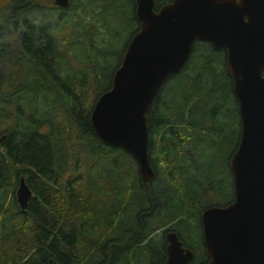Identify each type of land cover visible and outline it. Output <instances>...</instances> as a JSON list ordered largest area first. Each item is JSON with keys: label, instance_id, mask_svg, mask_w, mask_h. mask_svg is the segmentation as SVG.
Here are the masks:
<instances>
[{"label": "trees", "instance_id": "trees-1", "mask_svg": "<svg viewBox=\"0 0 264 264\" xmlns=\"http://www.w3.org/2000/svg\"><path fill=\"white\" fill-rule=\"evenodd\" d=\"M16 1L0 0L3 17L22 7ZM111 1L72 0L66 9L46 11L62 17L77 2L75 9L93 14L103 4L110 16ZM171 1L154 0V10ZM30 4L36 6L31 13L44 7ZM117 4L133 36L139 30L136 1ZM24 24L20 47L13 51L7 50L8 30L0 24V264H165L166 242L156 232L167 226L193 252L192 264H205L200 214L233 200L229 161L240 138L224 55L195 42L184 68L160 89L146 114L148 157L156 177L143 184L134 159L98 140L91 126L87 106L110 88L113 74L105 70L75 87L68 79L75 71H67L51 28ZM62 78L68 81L57 85ZM66 85L75 87L83 102L72 105ZM225 98L236 124L233 150L234 124L224 119ZM192 132L205 138L197 140ZM214 143L219 147L210 153ZM209 156L217 160L216 169L207 167ZM20 176L33 193L23 212L14 199ZM147 205L158 207L145 213Z\"/></svg>", "mask_w": 264, "mask_h": 264}, {"label": "water", "instance_id": "water-1", "mask_svg": "<svg viewBox=\"0 0 264 264\" xmlns=\"http://www.w3.org/2000/svg\"><path fill=\"white\" fill-rule=\"evenodd\" d=\"M70 1L54 5L65 9ZM135 1L139 30L110 88L91 109L94 134L131 156L142 183H150L155 178L148 157L150 106L166 80L184 68L195 42L226 50L240 138L229 161L233 201L200 214L205 264H264V0H172L157 11L154 0ZM32 197L20 176L15 202L22 212ZM164 240L165 264H191L194 255L176 232L166 231Z\"/></svg>", "mask_w": 264, "mask_h": 264}, {"label": "rangeland", "instance_id": "rangeland-1", "mask_svg": "<svg viewBox=\"0 0 264 264\" xmlns=\"http://www.w3.org/2000/svg\"><path fill=\"white\" fill-rule=\"evenodd\" d=\"M16 2H19L22 7L19 9L12 7L8 10L4 17L0 12V24H3L4 28L8 30L4 31L3 37V41L6 44L7 50L13 51L20 47L21 33L24 30V26L26 25L24 22L30 23L33 25V27L38 29L44 26L50 27L52 42L54 46H56V49L59 50L60 48L59 51L61 57H64L63 62L66 63L64 65L66 66L67 71L68 69L75 71V73L72 75V77H74L68 78L73 79V81L77 83L75 87L80 84H86L87 82L90 83L88 79L91 75L100 77L102 72L107 73L105 70H108V73L113 74L120 62L119 59L123 54L124 48L126 47L125 45H127L126 43L132 36L131 26L128 27V25H126L123 21V18L125 17V10L124 8L119 7L117 0H112L108 4L110 16H107L103 4L95 7L93 14L90 11L84 12L81 10V8L75 9L78 7L77 1L72 6L71 10L67 14L65 13V15L62 17L60 14L56 15L46 11L47 8H54V0H18ZM30 3H36L38 5L44 6L45 8H41V12L39 13H35V11L31 13L30 11H32V9L36 6L31 5ZM85 3L86 1H84V4ZM12 6L19 7L18 5L14 4ZM8 17L14 18L12 21L14 23L8 24ZM15 28L16 30H13ZM100 48H103L105 55L101 54L99 50ZM68 79L62 78L57 80L56 83L58 85V81L63 83L64 80L68 81ZM65 87L66 98L71 102L72 105L74 100H77L78 102L82 100L81 98L79 100L74 89L75 87L71 88L68 85ZM98 95H96L93 99L94 101L87 106L89 109H92L94 103L99 97ZM223 101L225 102V108L223 110L226 116L224 119L228 120V124H234V131L231 132L233 141L231 148L233 150L236 146V143L238 142L235 129L236 124L233 121L232 116L233 109H230V100L228 98L223 99ZM80 102H83V100ZM218 128L221 129V126H218ZM191 136L200 141L205 138V136H202L198 132H192ZM218 147L219 145L215 143L212 144V146L209 148L210 153H215ZM212 158V156L208 157L207 167L216 169L218 167V162L217 160L213 161ZM158 166H160L161 176H165V164L160 162L158 163ZM165 179H167V176H165ZM210 199L213 200L214 197L211 196ZM154 208L147 205V208H145V213L152 211ZM155 213L156 211L147 213L146 216L151 218ZM168 229V226L162 228L158 230L156 234L162 235V232Z\"/></svg>", "mask_w": 264, "mask_h": 264}, {"label": "flooded vegetation", "instance_id": "flooded-vegetation-1", "mask_svg": "<svg viewBox=\"0 0 264 264\" xmlns=\"http://www.w3.org/2000/svg\"><path fill=\"white\" fill-rule=\"evenodd\" d=\"M70 2H72V0L70 1ZM70 4V3H69ZM155 4V3H154ZM163 6V5H162ZM161 7V6H160ZM159 7V8H160ZM158 8V9H159ZM157 9V10H158ZM157 10H154V11H157ZM208 44V43H207ZM209 45V44H208ZM209 47H210V45H209ZM211 48V47H210ZM212 49V48H211ZM213 50V49H212ZM214 52H217V53H222L223 55H224V70H225V73H227V70H226V57H227V52H226V50H223V49H221V50H213ZM227 75H228V73H227ZM229 76V75H228ZM230 77V76H229ZM230 79H231V77H230ZM229 79V80H230ZM232 85H233V82H232V79L229 81ZM233 93V92H232ZM234 100H235V98H234ZM235 102H236V105H237V101L235 100ZM237 112H238V106H237ZM238 119H239V114H238ZM240 122V121H239ZM41 133H42V130H41ZM156 177V176H155ZM162 236L164 237V233H162ZM165 241V240H164Z\"/></svg>", "mask_w": 264, "mask_h": 264}]
</instances>
